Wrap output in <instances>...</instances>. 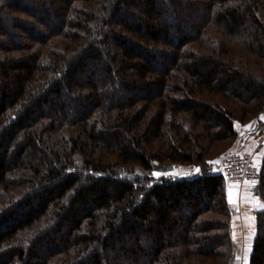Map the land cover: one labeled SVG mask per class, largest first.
Listing matches in <instances>:
<instances>
[{
	"label": "trees",
	"instance_id": "1",
	"mask_svg": "<svg viewBox=\"0 0 264 264\" xmlns=\"http://www.w3.org/2000/svg\"><path fill=\"white\" fill-rule=\"evenodd\" d=\"M263 113L264 0H0V264H236L209 169Z\"/></svg>",
	"mask_w": 264,
	"mask_h": 264
},
{
	"label": "rangeland",
	"instance_id": "2",
	"mask_svg": "<svg viewBox=\"0 0 264 264\" xmlns=\"http://www.w3.org/2000/svg\"><path fill=\"white\" fill-rule=\"evenodd\" d=\"M236 128L238 132L236 141L211 161L212 167L209 171H214L218 161L238 146L251 153L261 168L260 165L264 158V113L247 124L237 123ZM194 168V165L175 164L172 171H155L156 175L153 176L158 178L162 175H179ZM231 188L232 191L228 196L234 212L232 227L236 244V264H249L257 232L255 212L264 211V197L261 196L259 188L254 190L247 183L235 182L230 184L229 190Z\"/></svg>",
	"mask_w": 264,
	"mask_h": 264
},
{
	"label": "built area",
	"instance_id": "3",
	"mask_svg": "<svg viewBox=\"0 0 264 264\" xmlns=\"http://www.w3.org/2000/svg\"><path fill=\"white\" fill-rule=\"evenodd\" d=\"M209 172L223 177L227 192L230 184L235 182L247 183L254 190L261 186V168L256 163L254 156L239 146L222 157L215 166L214 171ZM194 174L195 170L193 169L182 172L177 176L180 178L192 177Z\"/></svg>",
	"mask_w": 264,
	"mask_h": 264
},
{
	"label": "crops",
	"instance_id": "4",
	"mask_svg": "<svg viewBox=\"0 0 264 264\" xmlns=\"http://www.w3.org/2000/svg\"><path fill=\"white\" fill-rule=\"evenodd\" d=\"M231 191H232V188L228 191V194H230ZM233 191H234V189H233Z\"/></svg>",
	"mask_w": 264,
	"mask_h": 264
},
{
	"label": "water",
	"instance_id": "5",
	"mask_svg": "<svg viewBox=\"0 0 264 264\" xmlns=\"http://www.w3.org/2000/svg\"><path fill=\"white\" fill-rule=\"evenodd\" d=\"M198 170H199V168H197V169L195 170V173H198V172H199Z\"/></svg>",
	"mask_w": 264,
	"mask_h": 264
},
{
	"label": "snow or ice",
	"instance_id": "6",
	"mask_svg": "<svg viewBox=\"0 0 264 264\" xmlns=\"http://www.w3.org/2000/svg\"><path fill=\"white\" fill-rule=\"evenodd\" d=\"M199 171V170H198ZM153 175H156L155 173H153Z\"/></svg>",
	"mask_w": 264,
	"mask_h": 264
}]
</instances>
